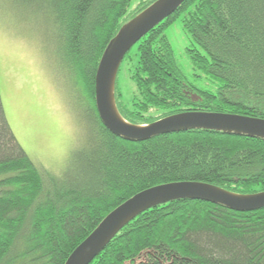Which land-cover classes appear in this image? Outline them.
<instances>
[{"label":"trees","instance_id":"16d2710c","mask_svg":"<svg viewBox=\"0 0 264 264\" xmlns=\"http://www.w3.org/2000/svg\"><path fill=\"white\" fill-rule=\"evenodd\" d=\"M134 1H7L50 36L86 133L61 174L44 169L18 142L0 93V264H66L109 214L159 185L264 192V139L198 129L138 142L103 124L95 99L103 54L157 0ZM178 20L190 39L189 75L167 36ZM124 66L129 96L119 78ZM116 103L134 125L184 112L264 119V0H187L127 54ZM92 264H264V209L160 205L125 226Z\"/></svg>","mask_w":264,"mask_h":264},{"label":"water","instance_id":"95a60500","mask_svg":"<svg viewBox=\"0 0 264 264\" xmlns=\"http://www.w3.org/2000/svg\"><path fill=\"white\" fill-rule=\"evenodd\" d=\"M187 0H157L128 22L110 42L96 76V106L103 124L116 136L144 142L153 137L209 130L264 139V119L242 115L184 112L149 125H134L120 114L116 83L127 54L153 29L175 14ZM177 200H197L223 205L238 212L264 209V192L237 194L221 187L183 181L147 189L109 214L98 228L72 253L66 264H92L120 231L142 213Z\"/></svg>","mask_w":264,"mask_h":264},{"label":"rangeland","instance_id":"374dc122","mask_svg":"<svg viewBox=\"0 0 264 264\" xmlns=\"http://www.w3.org/2000/svg\"><path fill=\"white\" fill-rule=\"evenodd\" d=\"M7 1H0V93L6 116L30 158L40 167L61 174L82 144L85 123L82 128L75 105L69 102L68 84L55 61L50 36ZM167 36L189 75L190 39L180 20L168 29ZM119 78L129 96L133 84L126 66Z\"/></svg>","mask_w":264,"mask_h":264}]
</instances>
